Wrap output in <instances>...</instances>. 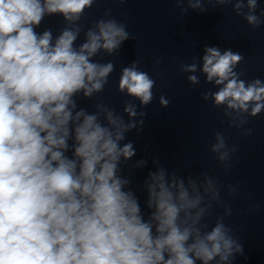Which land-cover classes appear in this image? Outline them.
<instances>
[{
    "label": "clouds",
    "instance_id": "9594fccd",
    "mask_svg": "<svg viewBox=\"0 0 264 264\" xmlns=\"http://www.w3.org/2000/svg\"><path fill=\"white\" fill-rule=\"evenodd\" d=\"M96 2L0 0V264L247 260L244 242L225 222L232 205L223 201L218 177L207 172L184 176L179 168L169 169L153 159L155 170L148 172L138 194L132 175L148 161H136L125 175L128 161L136 155L133 142L125 141L128 132L143 131L147 113L126 101V121L99 99L92 112L78 105L77 97L91 100L104 92L115 70L113 62L95 58L117 54L133 38L111 9L86 26L82 18ZM209 2L233 5L253 30L264 24V11L257 14L258 0ZM176 3L179 7L183 0ZM188 6L205 10L201 0H188ZM52 16L65 22L59 34L54 37L51 28L38 32ZM81 33L84 40L77 45ZM204 52L200 71L218 90L203 98L224 108L229 126L241 128L264 113V81H245L237 71L244 57L216 47ZM140 63L121 70L118 91L146 107L154 98L156 81L138 67ZM181 67L184 72L197 71L196 63ZM187 79L199 83L196 75ZM159 103L167 107L170 101L161 96ZM138 116L141 119H135ZM252 132L248 128L242 135ZM215 140L210 150L227 175L238 146L229 148L219 132ZM227 189L230 197L239 193L238 186L229 184ZM218 205L223 214H216Z\"/></svg>",
    "mask_w": 264,
    "mask_h": 264
},
{
    "label": "water",
    "instance_id": "95a60500",
    "mask_svg": "<svg viewBox=\"0 0 264 264\" xmlns=\"http://www.w3.org/2000/svg\"><path fill=\"white\" fill-rule=\"evenodd\" d=\"M188 0H183V3ZM182 3V4H183ZM176 0H97L91 9H87L82 22L89 25L92 21L104 16L107 9L112 10V17L118 19L163 8L176 6ZM64 21L59 16L46 17L38 32H43L46 28H51L53 33L59 32L64 26Z\"/></svg>",
    "mask_w": 264,
    "mask_h": 264
}]
</instances>
